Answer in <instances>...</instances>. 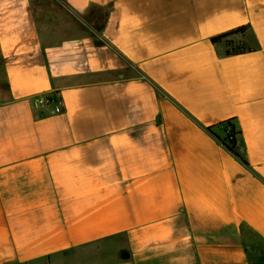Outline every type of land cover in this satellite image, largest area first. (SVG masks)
<instances>
[{
    "label": "crops",
    "instance_id": "obj_1",
    "mask_svg": "<svg viewBox=\"0 0 264 264\" xmlns=\"http://www.w3.org/2000/svg\"><path fill=\"white\" fill-rule=\"evenodd\" d=\"M0 264H264V0H0Z\"/></svg>",
    "mask_w": 264,
    "mask_h": 264
},
{
    "label": "trees",
    "instance_id": "obj_2",
    "mask_svg": "<svg viewBox=\"0 0 264 264\" xmlns=\"http://www.w3.org/2000/svg\"><path fill=\"white\" fill-rule=\"evenodd\" d=\"M249 29L250 28L248 26H243V27L237 28L235 30H232V31L227 32L225 34H222L220 36L214 37L212 39V42L214 44H218V43H221L222 41L228 40L234 36L245 35L249 31ZM230 49H232V51L235 53H239V52H242L245 48L240 47V46L235 47L234 43L233 44L231 43ZM58 99H59L58 94H54L52 96V101L56 102V101H58ZM227 127L231 128V133L227 136V140H226L228 147L232 152H234L236 155L239 156V153L236 150L237 137H238L239 133L236 132V129L231 122L227 123Z\"/></svg>",
    "mask_w": 264,
    "mask_h": 264
},
{
    "label": "built area",
    "instance_id": "obj_3",
    "mask_svg": "<svg viewBox=\"0 0 264 264\" xmlns=\"http://www.w3.org/2000/svg\"><path fill=\"white\" fill-rule=\"evenodd\" d=\"M46 104H49V105H52V104H55L54 101H52V98H50L49 100H47ZM63 108L61 107H57L54 111L55 114H61L63 113ZM231 133V128L230 127H227V135H229Z\"/></svg>",
    "mask_w": 264,
    "mask_h": 264
},
{
    "label": "rangeland",
    "instance_id": "obj_4",
    "mask_svg": "<svg viewBox=\"0 0 264 264\" xmlns=\"http://www.w3.org/2000/svg\"><path fill=\"white\" fill-rule=\"evenodd\" d=\"M103 14L102 12H96V15L100 16V17H103ZM97 17V16H96ZM97 19V18H96ZM98 23H97V20H95V26H96V33H97V27H98Z\"/></svg>",
    "mask_w": 264,
    "mask_h": 264
}]
</instances>
